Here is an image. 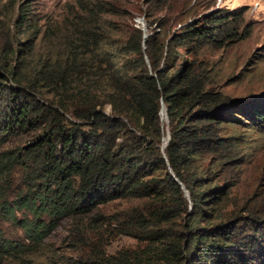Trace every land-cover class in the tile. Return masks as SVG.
I'll list each match as a JSON object with an SVG mask.
<instances>
[{"label": "trees", "instance_id": "obj_1", "mask_svg": "<svg viewBox=\"0 0 264 264\" xmlns=\"http://www.w3.org/2000/svg\"><path fill=\"white\" fill-rule=\"evenodd\" d=\"M31 3L0 0V221L22 233L0 229V262L264 264V190L232 193L251 160L232 127L264 132V93L231 96L204 55L238 38L233 10L146 31L121 0ZM63 219L58 257L45 239ZM118 236L134 242L110 249Z\"/></svg>", "mask_w": 264, "mask_h": 264}, {"label": "rangeland", "instance_id": "obj_2", "mask_svg": "<svg viewBox=\"0 0 264 264\" xmlns=\"http://www.w3.org/2000/svg\"><path fill=\"white\" fill-rule=\"evenodd\" d=\"M35 15L52 10L58 12L66 0H31ZM121 8L133 22L144 30H148L163 14L172 12L175 15L173 27L178 23H185L199 18L210 12H224L233 10L236 17L232 21L239 34L234 41L226 45L206 50L204 55L215 60L220 68L225 82L223 90L235 97L254 96L264 93V0H121ZM128 20V19H127ZM163 139H166L165 117L161 120ZM234 132H242L247 139V152L250 151L251 160L242 165L237 173L239 185L232 190L234 197L240 200L257 189L264 190V132L256 131L252 127L241 125L232 127ZM263 188V189H262ZM131 200L118 198L100 206L101 212H111L121 208ZM68 221L63 219L45 239V251L55 256L68 255L71 235L68 233ZM2 234L9 238H22L21 230L7 221H0ZM134 240L127 236L115 237L108 247L113 249L120 245L133 244ZM47 253V252H46ZM44 253H35L24 262L5 259L0 264H45Z\"/></svg>", "mask_w": 264, "mask_h": 264}, {"label": "bare ground", "instance_id": "obj_3", "mask_svg": "<svg viewBox=\"0 0 264 264\" xmlns=\"http://www.w3.org/2000/svg\"><path fill=\"white\" fill-rule=\"evenodd\" d=\"M142 26H144V25H142ZM162 110H163V107L161 108V110H160V112H161V119L162 118H164V112H162ZM165 139V138H164ZM164 141V140H163Z\"/></svg>", "mask_w": 264, "mask_h": 264}, {"label": "water", "instance_id": "obj_4", "mask_svg": "<svg viewBox=\"0 0 264 264\" xmlns=\"http://www.w3.org/2000/svg\"><path fill=\"white\" fill-rule=\"evenodd\" d=\"M139 28H141L142 30H144L145 26L140 25ZM144 34H145V33L143 32V35H144Z\"/></svg>", "mask_w": 264, "mask_h": 264}]
</instances>
